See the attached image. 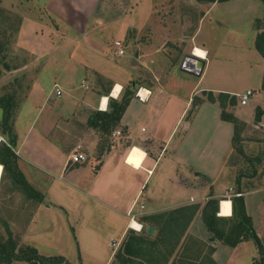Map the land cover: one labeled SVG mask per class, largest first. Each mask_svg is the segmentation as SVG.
Segmentation results:
<instances>
[{
    "label": "crops",
    "instance_id": "0c3cea01",
    "mask_svg": "<svg viewBox=\"0 0 264 264\" xmlns=\"http://www.w3.org/2000/svg\"><path fill=\"white\" fill-rule=\"evenodd\" d=\"M108 1H44L43 10L47 17L45 19L39 17L40 23H36L37 27L42 28L43 31L39 34L34 32L31 37V41H36L38 45L45 47H40L43 50H37L36 54V59L43 57V63L38 67L30 85L28 100L35 107L39 106L36 119L42 116L40 112L45 114L39 120L41 128L37 136H32L30 130L22 138L12 134L13 144L9 146L16 155L15 169L20 174L25 176L23 166L25 168L31 166L36 170L44 171L55 169L56 174L58 173V176H53L46 194L51 197L55 205L57 203L64 210L76 214L78 229L75 238L82 258L86 253L97 255L100 259V248L97 246V241L102 236L107 237L108 241L115 242L116 247L119 248L129 229H132V221L138 222L141 229L144 222H149V226L154 227L155 218H151L182 207L198 206L185 233L203 240L206 235H211L202 220L201 213L204 206L211 199L218 200V213L221 210L222 200L228 199L231 203L234 196L230 198L229 196L237 193L233 191V187L231 188L233 167L228 163L233 150L234 128L230 122L222 120L220 106L209 102L206 97L208 93L213 96L220 93L235 96L240 92L232 89L215 90L208 87L200 89L203 84L202 75L207 67L208 59L213 57V54L206 47L205 42H202L204 40L197 39L204 27L208 29V23L214 27L222 24L219 17L213 16L215 9L221 4H232L233 6L237 1L252 3L247 0L224 2L184 0L186 5L181 6V10L183 8V12L188 14L184 16L185 21H194L193 14L196 12L200 13V16L195 25L190 24L187 27L189 32L183 37L176 38L174 29L179 27L178 23L175 28L173 20L168 16L162 17L164 12L159 15L160 10L154 8L147 0L148 4L141 3L142 7L145 6L142 9L145 17L139 26L142 33L143 30L146 31L152 17L156 26L151 29L158 34L152 40L147 38V41H127V45L125 41H122L124 54L119 56L105 40L101 37L96 38V36L108 29L111 33L115 34L116 31L120 33L122 29L129 26L132 19L125 16L118 20L119 16H114L110 21H105L104 16L120 12L112 8ZM157 2L160 3L162 0H157ZM134 10L141 11L139 7ZM47 20L53 21L58 26V32L52 33L50 27L53 25L51 26V22L48 23ZM186 22L184 24H187ZM159 31L163 35L159 34ZM205 34L209 37L211 32L208 31ZM227 35L226 33L222 37V41H228L225 39ZM242 36L243 33L231 31L229 38L233 37V41L236 39L242 41ZM57 37L62 40L55 41ZM255 39L256 37L252 36L248 41H255ZM196 47L206 53L205 57H199L205 61V66L199 76L184 72L199 77L196 82L189 83L175 74L173 68L178 65V70L182 71L180 65L183 58L194 54L193 49ZM134 52H138L137 57L133 56ZM259 58L262 65L261 56ZM54 67L64 68L70 71V74L75 75L70 81L65 82L68 86L61 85L58 80L59 75H51ZM102 69L105 70L101 71ZM106 71L111 72V75L106 74ZM138 72L141 76V84L134 83L133 80ZM48 73L52 78L45 83L42 79ZM96 74L108 80L109 85L106 89L94 88ZM260 75L262 77V69ZM116 84L123 86L122 92L117 95L119 99L110 96ZM129 84L130 88L125 91L124 95V89L126 90ZM135 85L137 88L132 89L131 86ZM258 87H262V82ZM56 89L60 90V96L56 95ZM139 89L149 91L150 96L142 107L134 110L136 103L133 98H136L135 93ZM183 89H186V95L181 97ZM130 91L134 92L133 96L129 95ZM196 96H199L202 102L188 118L192 99ZM103 97H108V111L110 110V99L113 100L111 104L114 105L130 97L121 113L119 123L115 126L116 130L113 133L108 131L118 142L112 143L100 160L85 158L77 163L69 161L71 151L68 146L64 147L62 154L66 158L58 164L56 161L60 151L58 146L62 144L61 139L55 140L52 136L57 125L51 122L53 117L50 115L57 112L55 114L58 115L59 121L63 120L67 123L66 126H71V129H65V133L72 134L73 138L78 139L83 137L85 135L83 133L90 127L89 117L100 111ZM253 102H256V99H253ZM207 109H213L215 112L214 119L219 130V133L215 134L216 142L224 144L220 153L219 151L212 152L211 146L207 144L211 143L214 138L207 128V125L212 128V121L210 119L207 121V116H205ZM226 111L233 113L242 125H254L255 123L249 121L248 111H245L242 117L234 111V106L227 107ZM64 116L67 119H64ZM95 129L104 133L99 128ZM116 131H120L121 135L113 136ZM55 148L59 150L55 152ZM134 150L146 154L140 159L139 167L128 162ZM21 154L28 158L23 159ZM84 156L86 157L85 153ZM133 158H139L138 154ZM0 161L3 162L1 157ZM0 165L2 166L1 163ZM0 176L2 177V174ZM261 191L262 189L258 188L239 193L256 234H258L256 214L264 206V197L256 199ZM138 204L140 206L137 208ZM47 205L45 204V207L50 209L51 206L47 207ZM139 217L143 219L140 221ZM154 229L156 230V226ZM72 230L75 232L74 228ZM247 244L249 241L242 242L236 247L220 244L219 247H215L212 258L218 264H228L229 260L223 259L220 262L218 260ZM109 245L107 243V246ZM114 252L111 251L103 258L104 264L109 263Z\"/></svg>",
    "mask_w": 264,
    "mask_h": 264
},
{
    "label": "rangeland",
    "instance_id": "374dc122",
    "mask_svg": "<svg viewBox=\"0 0 264 264\" xmlns=\"http://www.w3.org/2000/svg\"><path fill=\"white\" fill-rule=\"evenodd\" d=\"M44 1L0 0V157L8 161V167L4 172L2 167H0V174H2V177L0 176V244H5L8 247L13 245L15 249L14 256L16 257L22 254L29 255L25 251H30L29 249L32 248L37 252V257L30 261L15 259L11 264H31L33 262H36V264H104L103 258L109 255L111 251H115V254L121 249V245L118 248L115 242L108 241L107 237L102 236L97 241V246L100 248H98L101 255L100 259L97 258V255H87L86 253L83 254V258L80 256L76 243L77 239L75 238L78 229L76 214H71L69 211L64 210L57 203L55 205V202L50 199L51 197L46 194L53 176L58 174H56L55 169L44 171L36 170L31 166H26L25 168L22 165L25 176L17 174L18 170H15L16 164L13 161H9V159L16 160V158H7L8 156L4 152L6 147L10 148L9 146L13 144L11 141L12 134L22 138L30 130L32 136H37L41 128L39 120L45 114L40 112L42 116L36 119L35 116L38 113L39 106L35 107L28 100L30 85L34 80L38 67L43 63V57L36 59L37 52L43 49H40L41 45H38L36 41H31V37L34 32L39 34L43 31L42 28L37 27L36 23H40L38 21L39 17H42V19L47 17L43 10ZM247 1L252 4L237 1L233 6L232 4H221L217 7L213 16L219 17L222 24H217L214 27L208 23V29L204 27L202 34L197 39L204 40L202 42H205L206 47L213 54V57L208 59L207 67L202 75L203 84L200 89L204 87L215 90L232 89L240 92V94L247 90L253 92L247 106L244 107L239 104V98L234 96L236 99V104L233 105L234 111L240 117L245 111H248L250 113L249 121L255 123L254 125H242L239 122L237 125L231 123L234 128L232 136L233 150L228 158V163L233 167L232 176L234 178L232 177L231 181L233 191H250L261 188L262 191L256 196V199H260V197H264V116H262L264 114V88L258 86L262 82V78H264V57L255 50V41L248 40L252 36L255 38L259 32L264 30V2L259 0ZM142 2L148 4L147 0H109L108 4L112 8L120 10V12L104 16L105 21H110L114 16H119L118 20L121 17L123 19L125 16H129L133 22L131 20L129 26L122 29L120 33L118 31L115 34L114 32L111 33L110 29L107 28L108 30H105L104 34L99 33L96 38L101 37L112 49H115V41H119L121 44L122 41H125L127 45V41L139 42L147 41V38L149 40L155 39V35L158 33L151 29L156 26L152 17L149 20L147 29L145 27L146 31L143 30V33L141 32L139 23L145 17L142 13V9L145 8V6L142 7ZM149 2L154 8L160 10L159 15L164 12L162 17H170L175 28H177L176 24L178 23L179 27L174 29L176 38L183 37L189 32L187 27L190 24L195 25L196 20L200 16V13L196 12L193 14L195 20L190 21L187 18L189 21L186 22L184 16H188V14L183 12V8L181 10V6L185 4L184 0H162L160 3L157 0H149ZM136 7H139L141 11L137 12L134 10ZM179 10H181L180 14L178 13ZM47 22H51V26L53 25L50 27L53 34L58 32V26L53 21L47 20ZM185 22L187 24H184ZM161 31L163 32V30ZM208 31L211 32L209 37L207 36L208 34H205ZM231 31L243 33L242 41H237V39L233 41V37L229 38ZM226 33L228 35L225 39H228V41H222V37ZM159 34L162 33L159 31ZM61 40L60 37H57L55 41ZM137 54L138 52H134L133 56L137 57ZM259 56H261L262 65ZM173 69L176 72L175 74L189 83H194L199 78L179 71L178 65ZM261 69L262 77H260ZM104 70L102 69L101 71ZM70 73L64 68L54 67L51 75H59L58 80L65 87L68 86L65 82L70 81L75 76ZM106 74L111 75V72L106 71ZM51 75L50 73L46 74V77L42 80L47 83L52 78L50 77ZM133 80L134 83L141 84L139 72L138 75L134 76ZM107 81L103 76L96 74L94 88L99 90L106 89L109 85ZM137 85L131 86V88L136 89ZM129 88L130 84L126 90L124 89V95ZM185 91L186 89L182 90L181 97L186 95ZM217 97L218 95L214 96V98ZM133 99L136 103L134 110L142 107L146 102L137 98ZM253 99H256V102H253ZM211 103L219 105L218 101ZM225 103V110L227 107H233L229 105L227 100ZM220 110L222 111L221 107ZM55 113L50 115V117H53L51 122L57 125L56 128L54 126L55 130L52 136L55 140L61 139L62 144V146H58L60 149L58 154L55 152L59 149L55 148L54 152V154H57V157L56 155L55 157L58 164L62 163L66 158L62 154L64 147L68 146L71 153L77 147H80L79 151L80 153H85L86 157H84L86 159L93 158L98 161L104 156L107 148L112 146V143L118 142L112 137V133L117 127H111L109 132L112 131V133H103L90 126L83 133L85 134L83 137L73 138L74 135L65 133V129H71V126H66L67 123L63 122V120L59 121V117ZM214 114L213 109L205 110L207 121L209 119L212 121V128L209 125H207V128L214 137L213 141L207 144L209 147L211 146L212 152L216 153L219 151L220 153L224 144L216 142L215 134H218L219 130ZM229 114L233 115L231 112ZM187 117L190 118V114H187ZM63 118L67 119L66 116ZM131 118L133 119V116ZM56 119L58 121H54ZM134 119H136V116H134ZM10 151L14 153L12 149ZM14 156H16L15 153ZM21 157L23 159L28 158L24 154H21ZM89 160L86 161L88 162ZM21 170L23 171V169ZM45 204H48L47 207L51 206L50 209L46 208ZM139 206L140 204H138L137 208ZM138 219L141 221L143 217ZM256 220L257 235L260 236L261 243L264 245V206H262L261 211L257 212ZM148 226L149 222H144L142 229L145 230ZM72 228L75 229V232ZM158 228L159 226L157 225L153 236L157 233ZM135 232L138 233V231ZM107 243L110 245L107 246ZM220 244H222L220 241L212 240V235H206L203 240H200L183 233L175 247L172 246V242L167 238H161L156 242L155 246L146 243L143 254H140L135 261L138 262L137 264H199L197 260L201 249L205 252L202 255L204 254V258L207 259L210 248L212 249L211 257H213L217 246L219 247ZM200 245H203V247ZM186 247L191 250L192 248H197V250L195 249L193 253L185 252L184 249ZM29 253L30 255L32 254L31 252ZM114 254L108 264H121L114 258ZM231 254L224 255V258L222 257L218 261L225 259L226 261L229 260L228 264H264V259H262L260 250L254 241H249V244ZM204 262L203 264H206ZM215 263L218 264L216 261Z\"/></svg>",
    "mask_w": 264,
    "mask_h": 264
},
{
    "label": "trees",
    "instance_id": "16d2710c",
    "mask_svg": "<svg viewBox=\"0 0 264 264\" xmlns=\"http://www.w3.org/2000/svg\"><path fill=\"white\" fill-rule=\"evenodd\" d=\"M197 1L214 2L216 0H197ZM218 1L224 2L228 0H218ZM259 1L264 2V0H259ZM254 47L255 50L262 57H264V30H262L257 34ZM262 88H264V78H262ZM133 94L134 92L132 91L129 92L130 96H133ZM207 96L210 102H215V101L219 102V106L222 108L220 115L222 120L237 125L238 123L237 119H235V117L232 114L227 113L225 110L226 100L228 101L230 106L236 104V99L234 96H229L228 94H224V93H220L217 98H214V96L211 93H208ZM129 98L123 99L120 103L114 105L111 104L113 100L110 99L109 101L110 110L107 112L99 111L97 114L96 113L92 114L88 119L89 125L92 126L93 128L101 129L102 131H104V133H108L111 127H115L119 123L121 113L124 111L125 107L127 106L129 102ZM201 102H202L201 98L194 97L192 99L191 108L188 111V114L192 115L196 111L197 107L200 105ZM99 121H101V123H98ZM4 150H6L4 152L5 155L8 156L7 158L14 157L15 159L14 153L10 151L11 150L10 148L6 147ZM2 159L3 162L0 161V163L3 166V172H4L8 167V161L4 160V158ZM9 161L14 162L15 160L9 159ZM17 174L20 173L17 172ZM27 189L29 190L28 186ZM237 193H242V190H239ZM223 201H229V200L225 199L222 200V202ZM231 203H232V215L230 217L217 216L218 200H214V199L209 200L205 205V207L203 208L202 220L204 225L206 226L207 231L212 235V240H218L223 245L229 247H236L238 244L242 242L254 241L258 249L260 250L262 259H264V245H262L260 238L257 236L254 230L251 218L246 214L243 198L241 196L234 197L231 199ZM231 203H230V211H231ZM197 210H198L197 206L182 207L151 218V219L155 218V221L153 222L154 227L155 226L157 227V225L159 226V228L157 229V233L151 237L146 235L145 230L143 229H141V231L138 233H136L132 229H129L127 235L125 236L121 244V249H119L114 254V258L117 259V261L120 262L121 264H137L138 262H136L135 260L136 258H139L140 254L141 255L143 254L145 244L147 243V244H151L152 246H155L156 242H158L161 238L169 239L170 242H172V246L175 247L178 244L180 237L183 235V233H185L188 223L191 221ZM200 246L203 247V245ZM195 249L197 250V248H192L191 250L186 247V249L184 250L185 252L193 253L195 252ZM14 250L15 249L13 245L8 247L5 244H0V264H11L12 261L15 259L30 261L34 259V257H37V252L33 248L29 249L30 251L28 250L25 251L27 252L26 254L29 255L22 254L21 256H17V257L14 256L15 254ZM211 251L212 249L210 248L209 255L207 256V259H205L204 254L202 255V253L205 252L203 251V249L200 250V256L198 257L197 260L199 264H203L204 261H205L204 263L206 264H216L211 257L210 254ZM29 252H31L32 254L30 255ZM167 253L169 254V252Z\"/></svg>",
    "mask_w": 264,
    "mask_h": 264
},
{
    "label": "built area",
    "instance_id": "2783aa9c",
    "mask_svg": "<svg viewBox=\"0 0 264 264\" xmlns=\"http://www.w3.org/2000/svg\"><path fill=\"white\" fill-rule=\"evenodd\" d=\"M114 46H115V50H116V54L121 56L124 54V50H123V45L121 44V42L119 41H115L114 42ZM192 57H196L194 54H191L190 56H185L182 60V63L180 65V68L183 72H186V73H191L195 76H199L198 75V71L195 70V68L193 67V58ZM196 58H199V57H196ZM148 93H150L149 91H147ZM253 92L250 91V90H247L245 91L244 93L242 94H236L235 96H237L239 98V103L241 105H247L248 102H249V99L250 97L252 96ZM56 95L57 96H60V91L59 89L56 90ZM144 95H145V91L142 92V90H137L136 93H135V97L137 99H139L140 101H146V99L148 98L149 95L146 96V98H144ZM121 133L120 131H116L113 136H120ZM81 148L80 147H77L70 155L69 157V161L73 162V163H77V162H80V161H83L85 160V157H84V154L83 153H80V150ZM231 196H234V197H239L241 196V194L239 193H234L232 195L229 196V198Z\"/></svg>",
    "mask_w": 264,
    "mask_h": 264
},
{
    "label": "clouds",
    "instance_id": "9594fccd",
    "mask_svg": "<svg viewBox=\"0 0 264 264\" xmlns=\"http://www.w3.org/2000/svg\"><path fill=\"white\" fill-rule=\"evenodd\" d=\"M204 55L205 53L202 52ZM203 55V56H204ZM117 86H119V90L118 92H116V94H114V90L117 89ZM114 90L110 93V96L112 98H115V99H119V97L117 96L118 93L122 92L123 90V86L122 85H119V84H116L114 85ZM150 93H148L146 90H145V95H144V98H146L147 95H149ZM105 101H108V97H103L102 98V102H101V105H100V108L99 110L100 111H104V112H107L108 111V108H107V102L105 103ZM146 155V154H144ZM2 167V166H0ZM217 215L219 217H224V216H231V211H230V202H226V203H222V210L220 212L217 213ZM137 225L138 227H135V229L137 231H139V228L140 226L138 224H135Z\"/></svg>",
    "mask_w": 264,
    "mask_h": 264
},
{
    "label": "water",
    "instance_id": "95a60500",
    "mask_svg": "<svg viewBox=\"0 0 264 264\" xmlns=\"http://www.w3.org/2000/svg\"><path fill=\"white\" fill-rule=\"evenodd\" d=\"M192 58L194 61L193 67L195 68L196 71H198V75H200L204 69L205 61L202 59L196 58V57H192ZM154 231H155L154 227L148 226L145 229V234L148 235L149 237H151V236H153ZM31 264H36V262H33Z\"/></svg>",
    "mask_w": 264,
    "mask_h": 264
},
{
    "label": "snow or ice",
    "instance_id": "6c2138e0",
    "mask_svg": "<svg viewBox=\"0 0 264 264\" xmlns=\"http://www.w3.org/2000/svg\"><path fill=\"white\" fill-rule=\"evenodd\" d=\"M197 55H199V56H203L204 54H203L202 52H200V51H197ZM118 90H119V86H117V89L114 90V94H116V92H118ZM106 102H107V101H105V103H106ZM137 154H138V157H139V158L134 159L133 157H136ZM143 156H144V153L140 152L139 150H134L132 156L129 157L128 162H129L130 164H134L136 167H139V166H140V159H141ZM132 227L135 228V227H138V226L135 225V224H133Z\"/></svg>",
    "mask_w": 264,
    "mask_h": 264
},
{
    "label": "bare ground",
    "instance_id": "6f19581e",
    "mask_svg": "<svg viewBox=\"0 0 264 264\" xmlns=\"http://www.w3.org/2000/svg\"><path fill=\"white\" fill-rule=\"evenodd\" d=\"M197 51L204 52L202 49L196 47V48L193 49V53H194L195 56H198V57H205V55H206L205 52H204V53H205L204 56H199V55H197ZM113 90H114V88H113ZM113 90H112V91H113ZM142 92H144V90H142ZM118 94H119V93H118ZM118 94H117V95H118ZM101 102H102V99H101ZM226 202H229V201H223L222 203H226ZM221 210H222V204H221ZM221 210H220V211H221ZM133 224H138V225L140 226L139 231L141 230V225H140L138 222H136L135 220L132 221V223H131V228H132L133 230L137 231L134 227H132ZM139 231H138V232H139Z\"/></svg>",
    "mask_w": 264,
    "mask_h": 264
}]
</instances>
